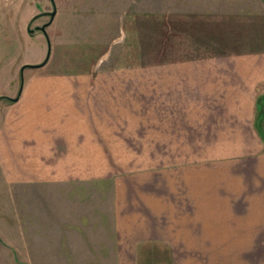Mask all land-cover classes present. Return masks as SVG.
I'll use <instances>...</instances> for the list:
<instances>
[{
	"label": "crops",
	"instance_id": "1",
	"mask_svg": "<svg viewBox=\"0 0 264 264\" xmlns=\"http://www.w3.org/2000/svg\"><path fill=\"white\" fill-rule=\"evenodd\" d=\"M0 3L5 4L6 14L21 15L18 24L24 56H20L22 62L17 71L23 65L30 68H21L25 83L7 96L18 97V101H0V169L17 187H60L91 181L96 178L97 157L131 153L200 156L209 153H199L204 147H196L192 141L255 138L257 114L263 106L259 96L264 90V0ZM145 13L154 18L149 20ZM101 14H109V18L105 20L103 16L104 22L96 24V17ZM166 25L174 27L170 38L183 39L180 42L191 47L198 60L173 67L176 74L172 75L185 76L173 80L174 86L176 82L184 83L189 96H193V89L201 91L202 97L206 92L223 91L225 99L219 96L214 101L184 100V104L166 100L165 105L160 100L151 101V108L156 109L153 123L139 119L131 122L132 130L128 129L133 110L139 118L147 107L145 100L137 102L132 95L140 89L144 95L146 90V67L138 63L146 58L149 44L154 50L158 46L160 51L161 32ZM40 33L49 36V55L46 34L43 45L32 44ZM149 33L153 34L151 40ZM163 57L161 53L154 60ZM114 58L127 67L110 65L108 61ZM209 60L215 63L211 65ZM169 72L154 69L152 75H166V79L161 78L160 87L172 82L167 79ZM195 78L201 84L193 83ZM133 130L139 139H146L147 133L152 132V139L165 142L154 143L148 149L133 147ZM252 157L247 163L237 159L220 163L221 176L234 184L232 193L218 186V179L215 186H210L209 167L188 169L185 174L174 170L164 175L154 173V178L148 177L153 178L148 186L142 183L144 191L138 188L142 180L139 184L131 179L117 183L114 195L121 200V206L132 197L136 186L142 194L138 202L143 217L126 216L118 211L122 207L115 206L116 231L128 239L126 245L118 244L116 263L144 264L142 258L148 245L159 241L173 254L170 264H178L179 251L198 253L193 255L197 259L185 264H264V153ZM159 176H164L163 181ZM105 182L108 180L99 183ZM178 194H184L191 209L187 213L191 220L186 223L191 230L187 236L195 239L176 245L178 219L185 218L177 211ZM211 236L218 241L211 242ZM236 237L244 238L239 243ZM9 244L0 242V264H19L16 246Z\"/></svg>",
	"mask_w": 264,
	"mask_h": 264
},
{
	"label": "rangeland",
	"instance_id": "2",
	"mask_svg": "<svg viewBox=\"0 0 264 264\" xmlns=\"http://www.w3.org/2000/svg\"><path fill=\"white\" fill-rule=\"evenodd\" d=\"M4 5L0 3V98L12 96L17 91V88H21L25 83V74L22 75L20 73L22 71L21 68L25 65L21 66L20 70L17 71L20 62H22L20 59L24 56L18 24L21 21V15L19 17L16 14H6L7 12L3 10ZM145 15L149 20L154 18L150 13H145ZM103 16L106 18L105 20H108L109 14H101L96 17V24L104 22ZM168 25L172 26L175 23H168ZM169 26L161 32L163 34L160 37L162 45L160 44L159 46L161 52L158 51V46H155L154 50V47L149 44L146 50V58H142L138 63L141 67H146V90L144 95L141 91L142 89L135 90L132 95L135 101L145 100L147 107L145 115H141L139 118H136V113L134 112L136 110H133L134 117L130 118L128 129L131 127L132 130L134 125L131 122L139 121V119L142 122L149 121V123L151 122L150 124L153 123L154 120L152 119L156 109L151 108V101L160 100L165 105L163 101L166 102V100L181 101L184 104V100L214 101L219 99V96L225 99L223 97L225 92L223 91L206 92L202 97L201 91L197 92L193 89L194 92H190L194 93L191 94L193 96H189L184 83L176 82V86H174L175 81L173 80L185 77L172 75L175 73L174 69L176 66L180 64L183 66L185 63L194 64L198 60L191 47L180 42L183 39L170 38L171 29L173 30L174 27ZM149 32L153 33V30ZM152 33L148 35L149 40L152 39ZM45 34L46 40L49 43V36L47 33ZM44 35L40 33L34 38L32 44L39 42L40 45H43L45 41ZM10 38H13L12 42ZM116 40L122 41L121 39ZM29 47L30 45H28L27 50L30 53ZM50 52L51 43L48 44L47 54L49 55ZM161 53L164 57L161 60H154V56L157 57ZM176 58L181 59L177 60ZM156 62L163 64L160 65L159 63L156 65ZM209 62L211 65L215 63L213 60H209ZM108 63L114 65L115 68L127 67L123 64L122 60L118 61L116 58L108 61ZM26 69L29 70L30 68ZM154 69L171 71L167 79L172 82L160 87L159 82H161V78L163 80L166 79V75L154 76L152 75ZM183 81L185 82V80ZM197 81L201 84L197 78L194 79L193 83ZM128 84L131 86V81ZM260 94L259 100L262 97L264 101V90ZM180 103L179 105H182ZM261 108V112L257 114V121L255 123L257 133H255L254 139L218 140L211 138L208 141H192L194 145H197L196 147H204L203 151L199 149V153L206 151L209 154L187 157L186 155L147 156L131 153L130 155L97 157V173L94 174L96 178L91 179V181L85 180L81 183L60 185V187L38 184L29 188L19 185L17 187L7 180L8 173L5 174L0 169V242L16 246L15 251H17V255L19 256V264H117L115 254L119 246L118 244L126 245L128 239L116 231L114 216L117 211L115 206L122 207L118 211L119 213L121 211L125 212L126 216L137 214L143 217V210L138 202L142 194L136 190V186L132 190V197L128 198L126 202L123 201L124 206H121V200L115 199L114 186L122 180L131 179L134 183L137 181V184L142 180L139 185L141 187L138 188L144 191L146 187L143 184L147 183L146 186H148L149 181L152 182L154 178V173H162L164 175V172L175 171L177 174H185L188 169L189 171H194L199 167H204L205 169L209 167L212 181L210 186H215L214 181L218 179V186H223L225 192L232 193L234 184L229 182L226 177L221 176V172L218 171L220 163L231 162L236 159L247 163L257 153L260 155L264 153V106H261ZM140 109L143 111L141 106ZM172 109L174 108L172 107ZM167 110L169 109L165 108V111ZM133 133L134 136L131 137L130 141L133 143V147L148 149L154 143L162 142L163 144L165 142V140L155 141L152 139L151 136L154 135L152 132L147 133L144 140L141 138L140 140L139 134L137 135L134 130ZM149 175L153 177L152 180L148 179ZM163 177L159 176V180L163 181ZM102 180H108V182L99 183ZM242 180L244 179L242 178ZM161 189L164 190L165 187L162 185ZM183 195H177L179 200L177 211L184 214L185 218L178 219L179 227L176 232V245L186 244L188 242L187 239H190V242L192 239H195V237L187 236L189 228L187 229L186 223L191 221L187 219V213L191 209H188ZM117 200L119 201L117 202ZM189 231L191 230L189 229ZM232 238L235 237L232 236ZM243 238H237L236 242L240 243ZM245 240L248 241V238H245ZM216 241L218 239L211 236V242ZM151 242L155 245H148L149 249L142 258L144 264H170L173 254L169 253L164 246L159 245L163 244V242ZM195 254L198 253L177 252L178 264H185L187 261L197 259L193 256ZM23 261L27 263H23Z\"/></svg>",
	"mask_w": 264,
	"mask_h": 264
},
{
	"label": "trees",
	"instance_id": "3",
	"mask_svg": "<svg viewBox=\"0 0 264 264\" xmlns=\"http://www.w3.org/2000/svg\"><path fill=\"white\" fill-rule=\"evenodd\" d=\"M26 67H28V66H26ZM3 99L6 100L9 103H14V102H17L18 101V97L16 99H10V98H5V97H1L0 98V100H3ZM260 101L262 102V105H263V102H264L263 99L262 100L260 99Z\"/></svg>",
	"mask_w": 264,
	"mask_h": 264
},
{
	"label": "water",
	"instance_id": "4",
	"mask_svg": "<svg viewBox=\"0 0 264 264\" xmlns=\"http://www.w3.org/2000/svg\"><path fill=\"white\" fill-rule=\"evenodd\" d=\"M42 30H44V28H42ZM25 68V67H24ZM263 106H264V103H263Z\"/></svg>",
	"mask_w": 264,
	"mask_h": 264
}]
</instances>
